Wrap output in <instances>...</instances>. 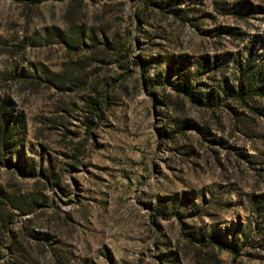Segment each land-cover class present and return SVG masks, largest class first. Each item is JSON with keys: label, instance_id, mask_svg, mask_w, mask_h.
I'll return each mask as SVG.
<instances>
[{"label": "trees", "instance_id": "obj_1", "mask_svg": "<svg viewBox=\"0 0 264 264\" xmlns=\"http://www.w3.org/2000/svg\"><path fill=\"white\" fill-rule=\"evenodd\" d=\"M60 1L64 3L66 32L64 60L57 72L38 84L43 83L56 95L48 112L35 120L33 130L46 160L35 156L23 159L21 138L8 118L0 115V156H7L3 162L6 179L0 182V264H68L70 255L60 250L62 221L55 202L69 197L66 189L70 185L63 183L59 165L65 166V172L82 167L88 142L126 96L125 79L132 78L133 88L156 97L159 117L161 109L166 110L162 143L190 132L199 145H222L223 114L234 131L247 140L256 137V124L264 122V67L246 63L234 73L235 79L228 81L216 54L211 61L205 53L192 59L164 50L178 49L183 42L192 46L194 38L200 39V46L216 49L222 35L233 37L235 30L220 26L204 30L202 24L232 14L244 24V8L236 10L229 0ZM187 30L192 33L184 37ZM145 50L155 53L147 58ZM49 135L56 136L58 149L51 150ZM15 155L17 164L10 167ZM239 157L257 177L249 192L244 196L240 193L244 222L228 228L224 237L212 227L186 224L189 212L176 210L184 248L176 246L168 254L169 264H218L223 251L233 257L232 264H264V163L245 152ZM26 181H31L30 186ZM46 190L53 192V213L49 220H41L49 201ZM199 199L195 205L192 195L184 194L181 205L191 207L194 219H211L219 209L218 202L205 196ZM154 211V223L167 215L163 204ZM18 217L23 219L18 221ZM225 239L230 244H225Z\"/></svg>", "mask_w": 264, "mask_h": 264}, {"label": "rangeland", "instance_id": "obj_2", "mask_svg": "<svg viewBox=\"0 0 264 264\" xmlns=\"http://www.w3.org/2000/svg\"><path fill=\"white\" fill-rule=\"evenodd\" d=\"M229 2L236 10L244 8V24L232 14L217 16L202 26L204 30L233 28V37L222 32L221 45L216 49L200 46V39L194 38L192 46L183 42L178 49L164 50L192 59L205 53L211 61L216 54L228 81H233L234 73L246 63L264 67V0ZM63 10L60 0H0V115L8 118L10 127L21 138L23 159L47 158L33 130L35 120L48 112L56 95L43 83L38 84L57 72L64 60ZM191 33L187 30L183 36ZM151 53L155 51L145 50L143 54L148 58ZM153 70L151 67V76ZM125 82L126 96L88 142L82 167L65 172V166L59 165L63 183L70 185L66 189L69 197L55 202L62 221L60 250L70 255L68 264H169L168 254L176 246L184 248L174 215L181 208L189 212L186 224L212 227L225 237L228 228L245 220L240 193L244 196L257 182L254 172L239 156L245 152L264 163L263 121L256 124L252 140L234 131L223 114L222 145H199L190 132L176 141L162 143L160 132L165 126L166 110L161 109L159 117L156 97L133 88L132 78ZM56 140L55 135L47 137L51 150L58 149ZM16 158L13 156L10 167H15ZM6 159L4 154L0 156V182L6 179ZM25 184L28 187L31 181ZM44 194L49 201L40 219L49 220L53 192L46 190ZM184 194L192 195L195 205L205 196L218 202L219 209L211 219H194L191 207L181 205ZM158 204L166 206L167 215L154 223L152 216ZM224 242L230 244L226 239ZM232 258L220 252L218 264H232Z\"/></svg>", "mask_w": 264, "mask_h": 264}]
</instances>
